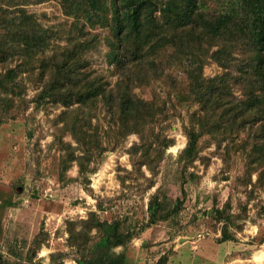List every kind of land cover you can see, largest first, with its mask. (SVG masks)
<instances>
[{"label": "rangeland", "instance_id": "374dc122", "mask_svg": "<svg viewBox=\"0 0 264 264\" xmlns=\"http://www.w3.org/2000/svg\"><path fill=\"white\" fill-rule=\"evenodd\" d=\"M62 1L0 0V264H94L106 256L163 264L171 245L200 237L261 262V122L246 117L238 129L206 133L193 116L200 106L186 77L190 62L206 79L229 71L240 97L246 83L233 59L226 56L222 67L211 36L190 38V28L165 20V0H154V22L171 30H158V45L133 68L130 89L150 109L122 129L121 73L107 60L116 42L113 0H102L109 11L95 22L69 16ZM238 3L198 0L196 12L209 19ZM9 18H17L12 29ZM143 27L146 34L154 25ZM48 86L81 87L91 97L65 106L44 94ZM187 129L199 133L191 155ZM105 236H121L122 244L98 246Z\"/></svg>", "mask_w": 264, "mask_h": 264}, {"label": "trees", "instance_id": "16d2710c", "mask_svg": "<svg viewBox=\"0 0 264 264\" xmlns=\"http://www.w3.org/2000/svg\"><path fill=\"white\" fill-rule=\"evenodd\" d=\"M182 3L183 5H180L178 0H165L162 11L165 20L176 22L171 26L185 31L190 28L189 33L192 36L189 37L194 40L195 37L200 40L202 36H211V40L215 41L219 47L212 54L214 61L224 67L225 57H231L233 60L230 64L243 74L242 79L246 83L241 90V96L236 97L232 92L229 71L206 79L202 76V67L193 68V62H190L186 77L192 93L195 94L196 103L200 106L199 113L193 114L196 116V123L200 128L206 124L207 127L203 131L212 134L220 128L226 130L228 124L230 127L228 130L238 129L242 127L246 117H252L255 121L261 122L257 135L260 140H264V0H239L235 11L219 16L214 15L209 19L196 12L198 0H183ZM156 6L154 0H113L109 8L113 14L115 30L113 34L116 42L109 46L107 60L121 73L119 82L116 84L119 85L115 100L118 103V122L125 130L129 126V121L134 120L136 124H140L150 109L149 103L137 98L130 86L134 74L133 68L144 64L149 52L158 45L155 41L158 30L169 29L164 27L167 24L158 25L154 22L157 18L154 16L157 11ZM62 7L69 16H86L94 22L105 19L109 11L102 0H63ZM1 12H3L2 9H0V15H2ZM4 12L12 14L8 10ZM15 19L17 20V18L4 20L9 26L8 29H12ZM150 22L154 27L151 32L144 34L143 26ZM160 38H162L161 35ZM180 45L184 48L188 47L186 43ZM234 54L237 57H234ZM100 91H103L104 95L107 92L104 88ZM45 93H48L47 97L56 103L65 106L81 104L91 97L89 91L81 87L74 90L62 89L57 92V88L48 86ZM214 119L219 126L210 123ZM186 133L189 140L186 153L191 155L199 133L192 129H187ZM255 150L257 153H263L260 146H256ZM120 244H122L121 236L113 238L105 236L98 246L112 247ZM104 262L105 264H123L121 256H106L104 260L94 264Z\"/></svg>", "mask_w": 264, "mask_h": 264}, {"label": "crops", "instance_id": "0c3cea01", "mask_svg": "<svg viewBox=\"0 0 264 264\" xmlns=\"http://www.w3.org/2000/svg\"><path fill=\"white\" fill-rule=\"evenodd\" d=\"M171 247L172 252L167 255L163 264H264V253L260 256L261 262H256L252 255L232 257L231 253L235 254L238 247L212 238L200 237L193 242L178 241Z\"/></svg>", "mask_w": 264, "mask_h": 264}]
</instances>
